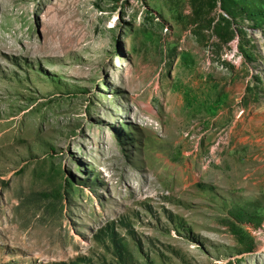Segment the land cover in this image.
I'll return each mask as SVG.
<instances>
[{
  "label": "rangeland",
  "instance_id": "obj_1",
  "mask_svg": "<svg viewBox=\"0 0 264 264\" xmlns=\"http://www.w3.org/2000/svg\"><path fill=\"white\" fill-rule=\"evenodd\" d=\"M0 264H264V0H0Z\"/></svg>",
  "mask_w": 264,
  "mask_h": 264
}]
</instances>
